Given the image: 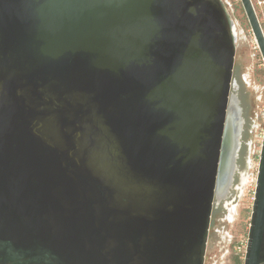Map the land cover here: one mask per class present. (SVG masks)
I'll return each instance as SVG.
<instances>
[{"label":"water","instance_id":"obj_1","mask_svg":"<svg viewBox=\"0 0 264 264\" xmlns=\"http://www.w3.org/2000/svg\"><path fill=\"white\" fill-rule=\"evenodd\" d=\"M237 40L222 0H0V264H205L242 146ZM245 264H264V135Z\"/></svg>","mask_w":264,"mask_h":264},{"label":"rangeland","instance_id":"obj_2","mask_svg":"<svg viewBox=\"0 0 264 264\" xmlns=\"http://www.w3.org/2000/svg\"><path fill=\"white\" fill-rule=\"evenodd\" d=\"M222 2L238 36L232 92L240 99L244 130L234 186L214 206L205 264H245L264 134V60L241 0ZM252 3L264 31V0Z\"/></svg>","mask_w":264,"mask_h":264},{"label":"bare ground","instance_id":"obj_3","mask_svg":"<svg viewBox=\"0 0 264 264\" xmlns=\"http://www.w3.org/2000/svg\"><path fill=\"white\" fill-rule=\"evenodd\" d=\"M232 111L235 112V119L232 121V124L237 129L238 125L241 124V118H240V105H239L238 99L235 96H233L232 98ZM237 149H238V138L236 136V138L234 139L232 153L230 157L231 161L225 173H223V175H221L220 177V180L222 182V186H221L222 191L218 194V201L220 202L226 199V196L233 185L232 178L236 171L234 161L236 158L235 152L237 151Z\"/></svg>","mask_w":264,"mask_h":264},{"label":"built area","instance_id":"obj_4","mask_svg":"<svg viewBox=\"0 0 264 264\" xmlns=\"http://www.w3.org/2000/svg\"><path fill=\"white\" fill-rule=\"evenodd\" d=\"M264 135V134H263Z\"/></svg>","mask_w":264,"mask_h":264}]
</instances>
